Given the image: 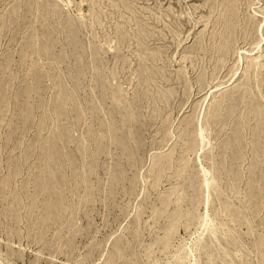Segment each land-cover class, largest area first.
Instances as JSON below:
<instances>
[{"label":"rangeland","instance_id":"rangeland-1","mask_svg":"<svg viewBox=\"0 0 264 264\" xmlns=\"http://www.w3.org/2000/svg\"><path fill=\"white\" fill-rule=\"evenodd\" d=\"M36 36L40 60L29 51ZM251 61L257 66L248 69ZM92 62L119 107V122L109 131L126 155L114 147L98 153L97 138L90 136L101 133L91 102L106 122L112 103H98L101 94L88 72ZM247 76L250 96L264 111V0H0V264H169L202 230L200 201L195 225L180 220L163 248L174 211L191 210L185 203L164 207L163 199L189 184L203 199L196 155L182 149L186 122L203 123L220 100L223 117L227 94L239 93ZM245 111L213 124L210 144L198 153L207 166L203 153L211 147L217 153L237 127L234 170L226 176L216 156L221 178L215 181L224 201L238 210L250 208L247 195L255 194L258 215L247 220L261 237L264 143L262 168L253 169L258 125ZM120 117L128 124L121 125ZM167 158L171 168L155 178L156 163ZM183 159L187 170L177 178ZM110 176L117 182L111 185ZM245 227L234 229L242 235ZM240 239L239 252L224 244L228 251L218 264H258L251 238ZM193 261L188 257L184 264Z\"/></svg>","mask_w":264,"mask_h":264},{"label":"bare ground","instance_id":"bare-ground-1","mask_svg":"<svg viewBox=\"0 0 264 264\" xmlns=\"http://www.w3.org/2000/svg\"><path fill=\"white\" fill-rule=\"evenodd\" d=\"M230 24H231V21L228 24L229 26L227 25V29L230 27ZM257 28L259 30V24L257 25ZM228 32L229 31H227L226 34H228ZM32 40H33V38H32ZM261 40H262V38H259L256 41V47H258ZM38 42H40V41L36 36V38L33 42L34 45L31 47L32 44L29 43L30 46L29 45H27V46H29V48L30 47L32 48L29 51H31V53L34 54L38 60H40L41 58L43 59V56L39 53L40 51H38V49H37L38 48L37 45L39 44ZM34 46L35 47L37 46V48H35ZM253 49H251V50H253ZM46 51H47V49H46ZM44 54H45V52H44ZM47 54H48V52L46 53V55ZM46 55H44V56L46 57ZM88 65H89L88 66V70H89L88 72H89L90 78L92 79V81H94V85H95V86L94 85L93 86L98 88V90H99L98 92L101 94V97H100L101 100L98 103H100L101 105L104 103H108L107 100H108V98L110 99V97L106 95V92L104 89V87H105L104 83H101V76L98 74V72H96L94 62H92ZM248 65H249V67H248V69H249L251 66H255V65L257 66V62L251 61V62H249ZM77 67L78 66H75V68H76L75 71L78 70ZM253 70H255V69H253ZM249 82H250V79L247 76L246 83L242 85V89L240 90V92H239V90L237 91L239 93H237L235 96L233 95V92H229L227 94L229 96L230 101H229L228 105L224 106L223 117L220 116V111L222 110V102L220 100V101L216 102V104L213 106V111H211L212 110V108H211V110L209 111L208 117L205 118L203 123H201L198 118H196L195 121L188 120V122H186V124L188 125L187 130H186V136H185L186 141L183 143L184 145H183L182 149L186 153L187 152H194V154L196 155V160L198 162V167H199V169H198L199 174L198 175H200V181H201L200 183H201V188H202V195L201 196L203 199L199 200L200 194L198 193V190L195 189V184H192V185L189 184L186 186V188L183 187L178 192H176V190L173 189L170 192V194L165 199H163L164 207H167L170 204H173L174 206H176L178 208L179 205H182L184 203L190 204V206H191V210H189V211L180 210V209L174 211V213L172 214V217H171V221H172V226H174V225L175 226L173 228H170L165 233V239L163 240V248H165L167 246L168 237H170L171 234H173V232L176 231V230H174V228L176 227L177 224H179L180 220H185L188 227L190 225L191 226L195 225V223L197 221L196 210H197V207L199 206L200 201L204 205V213L199 216L200 217V221H199L200 225L199 226L202 227V230H201L200 236L198 237V239H196L193 242L192 246H190V247L188 246L186 248H184V246H181L179 248L177 247L178 250H177L176 254H174L172 256L171 260L169 261V264H184V262L187 261L188 257H190V258H192V260H194L191 264H201L202 260H204L206 262V264H218V261L222 260V258H221L222 255L226 254V252L228 251V247L225 246L224 244L234 245V249L236 250V252H239L237 244L240 247H242V242L240 241L241 240L240 238H242V237H250L251 238L250 239V245L252 248L255 249V252H256L255 254L257 257L258 264H264V219L259 223V226L261 228V232L263 233V235L261 237H258L259 235H257V236L253 235L251 233L252 232L251 231L252 225L250 224V221L247 220V219L250 220V218H251L250 216H252V215H253L252 218H254L256 215H258L257 213L255 214L256 206H255V208H253L252 207L253 201H251L254 198L255 194L254 193L252 194L250 192V194L247 195L248 197H247L246 201L247 200L249 201L250 208L247 205L246 208H244L243 210H238L237 208H235L232 205V203L230 201H229V203H226L224 201L223 198L225 197L226 194H224L222 192L219 184H216V181H215L218 178H221V176H220L221 173H218V169L215 166L216 165V160H215L216 156L219 157V162L221 163L220 166L224 169L226 176L229 175L230 170H232V171L234 170L233 166L235 165V162L237 159V156L235 155V150L237 149V145L239 142L238 141L239 140L238 139L239 138L238 137L239 130L236 129L237 128L236 126H233L230 129L231 131L227 137V140H225L226 142L224 143V145L222 143V145L218 147L217 153H216V150H214V148H212V147H211V149H209L208 152L203 153L204 158L208 164L207 166L202 165L201 157L198 153L199 151H203L204 148L210 144V138H209L208 134L209 133L211 134V126L213 124L215 125L218 122L226 123V121L230 120L234 114H236L237 112H240L243 108H246V111H245L246 117L248 118L249 115L252 114V116L256 118V122L258 125L257 129L254 130V133H253L254 143H255V147H253L254 151H255V154H254L255 167L253 169H255L257 167H258V169L262 168V162H261V156L262 155L260 152V147H261L260 145L262 143H264V121H262V119L264 118V111L261 110V106L258 105V102H256V99L254 97L250 96ZM222 100H223V98H222ZM110 101L112 103H111V105L109 104L107 106V113H108L107 118L109 119V121H107V122L103 119V117L98 116V114L100 112H99V108L97 107L98 105L95 104V101L91 102V105H90V107H91V109H90L91 119H95L97 121L101 133L97 134L96 132L90 131V136L97 138L95 140V142L97 144V152L98 153L102 152V150H104V149H110L111 147H114L115 149H118L120 151L121 155H123V154L126 155L128 153L126 152L125 148L122 147L118 137L115 136L114 134H111L109 131L110 125L119 122V120L116 116V113H119V107L117 105H115L113 100L110 99ZM54 112H55V110H54ZM59 113H60V111H59ZM55 114L57 116V117L55 116V118L59 122L61 120V115L57 114V113H55ZM76 114H77V112H76ZM122 117H120V122H121L120 124L121 125H127L128 120H126ZM194 125L196 127V130H195L196 134L195 135H196L197 139H196V143L194 142L195 145L192 146L193 143H192L191 134H192V130H193ZM60 133H62V130L58 129L56 134H58L59 137H60ZM61 137H63V136H61ZM67 137H68V139H70L69 135H67ZM63 138H61V139H63ZM61 139H59V140H61ZM107 139L109 141H107ZM79 151L82 154V156H83V154H85L84 152H86L85 149H83V147H81V146L79 147ZM65 153H66V151H65ZM43 154L44 153H42V155ZM49 154L50 153H48V155ZM42 155H41V160L44 164L46 161L44 160L45 157ZM66 155H67V153H66ZM70 160H72V159H70V158L68 159L69 164H71ZM227 161H229L228 165H227ZM45 165H46V163H45ZM74 165H71L73 169L75 168ZM85 165H86V163L84 162L83 165L81 166V170L83 172V175L85 174V168H84ZM187 166H188V162L185 159H183V163L181 165V171H178L177 178H180L182 173H185V171L187 170ZM49 167H52V166H49ZM155 167H156L155 172H158L157 175L155 176V178H158L159 173H162L166 169L171 168V162L169 161V158H167V159H164L160 162H157ZM257 174H258V172H257ZM112 180L113 181L116 180V182H117L116 177L110 176L108 181L111 185H112V183H114V182H112ZM155 180H157V179H155ZM81 183L83 186H86V187L88 186V185H86V179L83 176H82ZM108 186H110V185L108 184ZM109 188H111V187H109ZM189 188L192 190V194H188L187 191ZM227 188H228V186H227ZM85 190H87V189H85ZM54 194H55V192H54ZM255 198H256V196H255ZM213 202H215V203H213ZM216 202L218 204L217 205L218 207L215 208L214 204H216ZM209 206L211 207V212L208 209ZM245 209L249 210L250 214L246 213ZM160 212L162 213L163 210ZM160 212L157 214L158 216L161 215ZM186 223H185V225H186ZM242 225L246 226L245 227L246 231H245V233L240 235V234H238V232H236V230L234 228L237 226L238 227L242 226ZM187 226H186V228H188ZM206 232L208 233V235L204 236V233H206ZM224 237H225V240H224L225 243H222L221 241L224 239ZM254 242H256V243H254ZM120 256L121 255H118V257L115 259L114 262H116V260L121 258ZM246 257H248V254H246Z\"/></svg>","mask_w":264,"mask_h":264}]
</instances>
